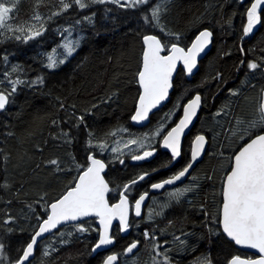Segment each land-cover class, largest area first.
Instances as JSON below:
<instances>
[{"label": "snow or ice", "instance_id": "snow-or-ice-1", "mask_svg": "<svg viewBox=\"0 0 264 264\" xmlns=\"http://www.w3.org/2000/svg\"><path fill=\"white\" fill-rule=\"evenodd\" d=\"M239 2L244 3V0ZM44 3L45 0H34L31 16L27 20H17L15 14L18 0H0V44L42 39L50 26L55 24V32L59 34L60 40L43 53L42 64L47 70L65 64L77 52L82 39L77 28L84 23L94 26L97 13L89 11L93 6H105L104 19H108L109 14L117 10L135 11L138 15L137 25L130 31H136L141 47L133 73V81L138 88L129 119L136 125L151 123L150 114L169 98L178 65H182L181 71L186 77L191 76L197 68L198 57L212 42L213 32L205 27L198 28L194 38L183 43L186 33L173 30L166 20L173 0H57L47 13L40 11ZM85 11H88L87 15L83 14ZM203 15L201 13V16H196L188 23L195 25ZM243 15L246 22L242 25L239 37L241 42L264 23V0H249ZM64 17L72 22L58 24L57 21ZM111 21L116 23L117 17L112 15ZM123 22L127 23V20ZM227 23L231 25V17ZM239 52L244 57L243 43ZM230 54V51L223 53ZM11 55L14 53H0V65L3 66L0 71L3 77L0 79V113H7L8 107L16 103L15 97L21 87L35 89L45 84L44 75L26 78L23 67L18 62L10 61ZM242 67L244 78L240 79L238 86L225 89L228 79L222 72L216 71L214 76H205L198 85L184 88L174 101L173 108L142 132L117 124L97 135L87 123L86 118L94 114L99 104L118 98V88H111L96 103L79 112L75 104H69L66 109L64 100L57 97L58 112L65 111L68 114L61 118L59 115L45 113L42 117L34 118L30 128L21 136L11 130L12 125L4 122L3 135L16 137L22 149L13 167H24L19 172L21 179L16 186L15 177L9 179L8 171L12 153L0 149L3 159V168L0 169L3 183H0V189L9 192L16 202L22 204L18 216L11 214L9 209L0 220V264H34L38 250L41 257H50L58 250L56 243H67L65 235L72 237L74 233L89 231L96 233L95 242L91 245L92 252L103 250L107 253L102 256L100 264H127L129 257L136 259L141 240L133 238L118 251L112 250L116 244V235L111 231L113 221L118 220L117 229L120 233H126L133 226L138 227L139 221L130 220V214L142 217V206L148 198L153 203L148 205L147 215L142 219L152 222L153 227L151 231L145 228L142 236L151 264H173L171 253L187 247L188 237L196 234L193 231L195 228L202 229L198 239L207 240V251L197 258L195 264H264V85L259 87L254 108L247 116H230L234 110V101L239 100L244 89L256 88L250 78L256 73L264 77V55L255 59H239L235 69L240 71ZM210 80L217 82L213 98L221 90L227 93L225 100L210 114L219 128L208 129L207 132L213 133L211 136L198 132L185 151L182 141L185 129L197 117L198 111L207 106V97H202L201 92L195 89L204 87ZM191 92L194 94L187 98ZM185 99L186 102H182ZM244 99L248 100V97ZM177 107L182 108V115L178 120H173ZM224 117L229 119L226 128L220 119ZM44 119H47L50 128L55 129L50 133L52 139L69 147L78 142L76 132L81 126L86 133L82 157L78 158L68 151L63 156L42 158L41 163L34 164V173L43 165L48 170V176L57 179L58 187L52 189V194L44 184L33 183L39 177L26 176L28 163L33 161L35 153H42L48 143L32 144L31 151L25 147L29 139L35 136L38 122ZM169 120H172L171 124H167ZM222 134L223 139H219ZM218 139L219 147L216 146ZM158 149L166 150L167 155L156 166L141 169L118 184L106 178V169L110 164L118 161L124 165L125 157L131 161H147L154 157ZM182 156L184 162L180 167L171 170L166 177L148 184V189L162 193L163 199H158L156 195L150 197L149 190L133 195L140 183L150 178L152 173L174 168ZM205 156L214 160L215 164L210 170L199 172L197 166ZM205 180L212 182L211 205L207 201L193 203L192 199H188V194L198 193ZM113 184L115 187L110 186ZM25 185H28L27 190ZM29 190L36 193L35 198L22 199L28 196ZM185 201L189 208L196 209L202 217L199 222L192 221L191 229L183 224L177 228L172 219H168L163 227L155 223L157 219L164 218L166 209ZM12 202V199L5 201L6 204ZM85 218H94L98 227H86ZM33 219L35 223L31 224L27 238L14 241L13 235L25 231L15 227L17 221L31 222ZM182 219L187 220V216ZM213 247L217 253L215 259L212 255ZM250 250L255 251L249 254ZM40 264H43V259Z\"/></svg>", "mask_w": 264, "mask_h": 264}, {"label": "trees", "instance_id": "trees-1", "mask_svg": "<svg viewBox=\"0 0 264 264\" xmlns=\"http://www.w3.org/2000/svg\"><path fill=\"white\" fill-rule=\"evenodd\" d=\"M33 2L34 0H18L15 14L17 20H27L31 16ZM248 2L249 0H246L244 3H240L239 0H173L169 14L166 17L169 26L173 30L186 33L183 43L190 42V39L194 38L198 28H209L213 32L211 49L199 62L196 74L190 79L186 78L181 69L178 70L174 78V87L170 94L169 102L161 110L151 115V123L146 128L134 127L129 119V113L133 110L132 106L138 88V85L133 81V73L141 47L140 37L137 36L136 31H130V29L136 28L138 21V15L134 10H117L110 13L108 19H104L103 11L105 6H93L89 11L97 13L94 17V26L84 23L77 28L82 34L79 49L65 64L60 65L54 70L45 69L42 59L43 53L54 47L60 40L59 34L55 32V24L50 26L49 31L42 39L38 38L27 43L10 41L0 44V53L5 51L14 53V55L10 56V61L14 63L18 62L23 67L26 78H34L36 75H44L45 77V84L42 87L35 89L21 87L15 97L16 103L8 107L7 113H0V149L12 153V158L8 164L9 179L15 177L17 181L16 186H18V182L21 179L19 172L24 166L22 165L21 168L13 167L17 163L16 157L22 149L17 144L16 137H5L3 135L5 132L3 123L7 122L12 125L11 130L17 136H21L25 133L26 129L30 128L34 118L42 117L45 113L59 115L63 118L68 113L65 111L58 112L57 97L64 100L66 109L69 104H75L76 111L79 112L82 108L96 103L111 88H118V98H114L106 104H99L94 109V114L86 118L87 123L95 130L96 134L100 135L111 126L117 124H123L135 132L145 131L156 123L158 117L173 108L174 101L177 100L184 88L198 85L205 76H214L216 71L222 72L224 77L228 79L225 89L227 87L238 86L240 79L244 78L243 67L240 71H236L235 69V65L239 59L244 57L255 59L260 55H264V52H261V49H264V23L259 25L254 33L250 37L245 38L243 42L239 39L242 34V25L246 22V17L243 13ZM56 3L57 0H45L40 11L47 13ZM107 7L114 6L108 5ZM201 13L204 15L201 17L200 22H197L195 25L188 23L189 20L194 19L196 16H201ZM83 14L87 15L88 11L83 12ZM112 15L117 17L116 23L111 21ZM229 17H231V25L227 23ZM124 20H127V23H124ZM65 22L71 23L72 20L64 17L57 21L58 24ZM241 43H243V47L245 48L244 57L239 52ZM229 51L230 55H223V53ZM2 70L3 66L0 65V71ZM0 79H3V77L0 76ZM250 81L256 84V88L244 89L239 100L234 101V110L233 113H230V116L236 114L247 116L254 108L257 91L260 86L264 85V77L256 73L254 77L250 78ZM216 83V81L210 80L204 87L195 89L201 92L202 97H207V106L202 107L194 127L185 138V151L188 150L191 139L198 132H205L211 136L213 133L207 132V130L219 128V125L214 123L210 114L215 112L216 108L225 100L227 93L225 90H221L213 98L212 93L216 91ZM192 94L194 92L189 93L187 98H190ZM245 96L248 97V100L244 99ZM182 102H186V99ZM181 109L179 107L175 109L173 120L179 118ZM8 113H11V115ZM220 119L225 128L229 126V119L227 117ZM171 123L172 120L167 121V124ZM52 131H55V129L49 127L47 119L38 122V127L35 128V136L31 137L25 145L31 151L32 144L39 143L43 145L45 141L48 142L44 151L42 153H35L33 161L28 163L27 168L29 171L26 172V176L39 177L33 183L44 184L50 194H52V189L58 187L57 179L53 176H48V170L43 165L34 173L32 171L34 164L41 163L42 158L53 155L63 156L68 151L73 152L78 158L82 157L84 140L86 138V133L81 126L76 132L78 142H74L69 147L60 141H54L50 135ZM219 139H223V134ZM219 139L217 147H219ZM166 155L167 153L158 149V152L151 160L134 165L129 162L130 158L125 157L124 165H121L118 161L109 165L107 169L108 176L106 178L115 180L117 184L121 183L128 176L141 169L156 166L157 162L165 158ZM105 158L107 159V157ZM183 162L184 156L178 158V162L174 168L161 169L156 173H152L151 177L146 179V183L156 182L166 177L171 170L180 167ZM214 164V160L205 156L203 162L197 166V171L210 170ZM2 168L3 159L2 154H0V169ZM0 183H3L2 175H0ZM110 186L115 187V184ZM25 189H28V185H25ZM139 191H143L141 185L134 190L133 195H138ZM35 196L36 193L29 190L28 196L22 197V199L31 200ZM156 196L158 199H163L162 194ZM9 199H12L13 202L6 204L5 201ZM188 199H192L193 203L197 204L207 201L211 205L213 199L212 182L202 181L201 190L198 193L188 194ZM152 203L153 201L150 199L148 205ZM148 205L144 216L147 215ZM21 208L22 204L16 202L9 192L0 189V220L3 219L4 212L9 209L11 210V214L18 216ZM184 216H187V220L182 219ZM133 219L135 218L131 216L130 220ZM168 219H172L177 228L183 224L186 228L191 229L192 221L199 222L202 217L196 209L189 208L185 201L166 209L164 218L157 219L155 223L159 227H163ZM135 220L139 221V226L130 228L129 234L126 237L120 236L117 227L113 229V233L116 235V244L112 250L118 251L122 245H125L133 238L140 239L141 246L139 252L136 254V259L133 260L129 257L127 264H151V258L148 248L144 245L142 232L145 228L151 231L153 227L152 222L142 218ZM86 221V227H90L91 229L96 228L95 219H88ZM34 223V219L31 222L18 220L15 227L23 228L25 231L23 233L17 232L13 235V240L20 241L26 239L31 231V224ZM193 231L196 234L188 237L187 247L180 251L173 250L171 253L173 264H195L197 258L207 251L206 238L203 240L198 239L202 229L195 228ZM95 237L96 233L94 231L82 234L74 233L72 237L65 235L64 239L67 243L63 245L56 243L55 247L58 250L52 253L50 257H41L38 250L34 264H40L41 259H43V264H100L102 256L106 253H99L95 256L91 255V245L95 242ZM40 247H43V243H41ZM212 255L214 259L217 256L215 247H213Z\"/></svg>", "mask_w": 264, "mask_h": 264}, {"label": "water", "instance_id": "water-1", "mask_svg": "<svg viewBox=\"0 0 264 264\" xmlns=\"http://www.w3.org/2000/svg\"><path fill=\"white\" fill-rule=\"evenodd\" d=\"M245 1H246V0H244V2H245ZM211 44H212V42H211ZM211 44L206 48L205 52L202 53V54L200 55V57H198V65H197V68L193 70V74H192L191 76L186 77L187 79H190L192 76H194V75L196 74V72H197V70H198L199 62H200V61H201V60H202V59L208 54V52H209L210 49H211ZM181 68H182V65H178L177 71L174 73V78H175V76H176L178 70L181 69ZM172 89H173V88H172ZM172 89L169 90V91H170V94H171V92H172ZM169 98H170V95H169ZM169 98H168L166 101H163L162 104H161L160 106H158V108H157L156 110H153V113H151L150 116H151L152 114L156 113L157 111L161 110V109H162V108H163V107L169 102ZM199 112H200V110L198 111V114H199ZM180 115H182V109H181ZM197 117H198V115H197ZM197 117H195V118L193 119V122L189 125V127H188L187 129H185V133H184V136H183V138H182L183 144H184L185 138L189 135V133L191 132L192 128L194 127V125H195V123H196V121H197ZM178 119H179V118H178ZM178 119H177V120H178ZM142 123H143V122H142ZM131 124H132L134 127H137V128H146V127L149 125V124H147V125H143V126H141V125H136V124H134L133 122H131ZM193 138H194V137H193ZM160 151L167 153L166 150H164V149H160ZM154 155H155V154H154ZM152 158H153V157H152ZM152 158H149L147 161H131V160H129V162H130L131 164H136V163H141V162H148V161L151 160ZM106 171H107V169H106ZM149 192H150V194H156V193L153 192V190H150V189H149ZM148 199H149V198H148ZM148 199L146 200L145 204L142 206V214H143L144 206L147 204ZM133 215H134V213H133ZM136 218H140V217H136ZM88 219H94V218H85V220H88ZM95 225H96V227H98V222H97L96 220H95ZM117 225H118V220H114V221H113V227H112L111 231H113V228H114L115 226H117ZM128 234H129V230H127L126 233H120V235H121L122 237H126ZM254 251H255V250H250V251H249V254H252V252H254ZM101 252H105V251L101 250L100 252L93 253L92 250H91V255H92V256H95L96 254L101 253Z\"/></svg>", "mask_w": 264, "mask_h": 264}, {"label": "flooded vegetation", "instance_id": "flooded-vegetation-1", "mask_svg": "<svg viewBox=\"0 0 264 264\" xmlns=\"http://www.w3.org/2000/svg\"><path fill=\"white\" fill-rule=\"evenodd\" d=\"M257 27H258V26H257ZM256 29H257V28H256ZM141 163H142V162H141ZM136 164H140V163H136ZM133 165H134V164H133ZM146 179H147V178H146ZM185 182L187 183V181H185ZM148 184H150V183H146V181L140 183L141 188H143V190H149V189H148ZM158 194H162V193L150 194V197H151V195H158ZM150 199H151V198L148 199L147 204L144 206L142 217L144 216L145 209H146L147 205L149 204ZM131 216L134 217L133 213L130 214V217H131ZM142 217H140V218H136V217H134V218H135V219H141ZM115 227H117V226H115ZM115 227H114V228H115ZM114 228H113V229H114ZM129 231H130V229H129ZM112 232H113V231H112ZM119 234H120V232H119ZM120 236H121V235H120ZM121 237H122V236H121ZM101 253H106V252H101ZM98 254H99V253H98ZM106 254H107V253H106Z\"/></svg>", "mask_w": 264, "mask_h": 264}, {"label": "rangeland", "instance_id": "rangeland-1", "mask_svg": "<svg viewBox=\"0 0 264 264\" xmlns=\"http://www.w3.org/2000/svg\"><path fill=\"white\" fill-rule=\"evenodd\" d=\"M77 33H78L80 36H82V34H81V32H80V31H78V30H77Z\"/></svg>", "mask_w": 264, "mask_h": 264}]
</instances>
